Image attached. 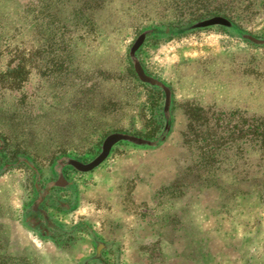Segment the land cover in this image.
<instances>
[{"label": "rangeland", "instance_id": "obj_1", "mask_svg": "<svg viewBox=\"0 0 264 264\" xmlns=\"http://www.w3.org/2000/svg\"><path fill=\"white\" fill-rule=\"evenodd\" d=\"M263 126L264 0H0V264H264Z\"/></svg>", "mask_w": 264, "mask_h": 264}, {"label": "trees", "instance_id": "obj_2", "mask_svg": "<svg viewBox=\"0 0 264 264\" xmlns=\"http://www.w3.org/2000/svg\"><path fill=\"white\" fill-rule=\"evenodd\" d=\"M220 2H222V1H220ZM200 21L206 22L207 24H212V23L223 24L226 26L233 27L237 31H240V26L228 14H226L224 11H222L220 9H217L214 11L195 13L193 16H190L184 20L179 21L180 23H182V25L176 26V27H182V26H185L187 24H191L194 22H200ZM173 26H175V25H173ZM248 128H249V132H254V126L249 124ZM262 131L263 132H262V136L260 139L256 138V137L253 138L254 136L250 135L251 137L249 139L247 138L246 140H244V142H245L244 144H249V146H251V147L254 146L252 149H256V150L260 151V153H259L260 156L262 154L264 156V128H262ZM234 141L235 140H231L230 145H232V143H237ZM248 159L249 160H247V163L251 164V158L249 157ZM241 172H243V171L241 170ZM249 173L250 172L248 170L245 171L246 175H248ZM258 183H260V181Z\"/></svg>", "mask_w": 264, "mask_h": 264}, {"label": "flooded vegetation", "instance_id": "obj_3", "mask_svg": "<svg viewBox=\"0 0 264 264\" xmlns=\"http://www.w3.org/2000/svg\"><path fill=\"white\" fill-rule=\"evenodd\" d=\"M89 236V234H87ZM90 237V236H89Z\"/></svg>", "mask_w": 264, "mask_h": 264}]
</instances>
